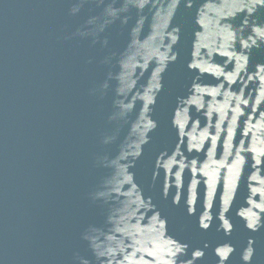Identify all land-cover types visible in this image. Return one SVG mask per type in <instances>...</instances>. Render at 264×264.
<instances>
[{"label": "water", "instance_id": "1", "mask_svg": "<svg viewBox=\"0 0 264 264\" xmlns=\"http://www.w3.org/2000/svg\"><path fill=\"white\" fill-rule=\"evenodd\" d=\"M0 264H264V0H0Z\"/></svg>", "mask_w": 264, "mask_h": 264}]
</instances>
